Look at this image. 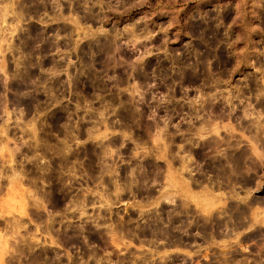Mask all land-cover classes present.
Instances as JSON below:
<instances>
[{"label": "rangeland", "instance_id": "1", "mask_svg": "<svg viewBox=\"0 0 264 264\" xmlns=\"http://www.w3.org/2000/svg\"><path fill=\"white\" fill-rule=\"evenodd\" d=\"M0 3V264L25 262L27 243L54 250L37 264H264V0ZM220 162L229 177L214 180ZM130 213L175 223L181 242L113 239ZM213 214L225 231L203 233Z\"/></svg>", "mask_w": 264, "mask_h": 264}, {"label": "bare ground", "instance_id": "2", "mask_svg": "<svg viewBox=\"0 0 264 264\" xmlns=\"http://www.w3.org/2000/svg\"><path fill=\"white\" fill-rule=\"evenodd\" d=\"M260 4V3H259ZM262 4V3H261ZM263 5H264V3H263ZM259 7V6H258ZM261 8H262V6H261ZM20 9H21V7H20ZM19 9V10H20ZM23 9V8H22ZM259 11L261 10L260 8L258 9ZM263 10V9H262ZM17 11V10H16ZM259 13H261V12H259ZM4 15H6V14H4ZM5 17V16H4ZM211 17V16H210ZM3 18V17H2ZM207 21V20H206ZM188 22V21H187ZM209 22H211V20L209 21ZM194 24H199L200 26V29H202V28H205V27H209V28H211L210 27V25H211V23H206L205 24V27H202V25L200 24V22H195ZM194 24H190L191 26L190 27H192V26H196V25H194ZM214 24H215V22H214ZM189 25V24H188ZM188 25H187V27H188ZM212 26H213V23H212ZM198 27V26H197ZM215 27H217L216 25H215ZM214 27V28H215ZM208 28V29H209ZM190 29V28H189ZM196 29V28H195ZM199 29V28H198ZM1 30V29H0ZM191 30V29H190ZM210 30V29H209ZM2 31V30H1ZM200 31V30H199ZM203 32V31H202ZM212 33H213V35H215L216 36V34H217V29L215 30H212ZM212 35V34H211ZM207 36V35H206ZM203 40V39H202ZM105 44V43H104ZM106 46V45H105ZM109 48V47H108ZM211 48V47H210ZM199 52V51H198ZM197 54V53H196ZM200 54V53H199ZM206 55V54H205ZM204 57V56H203ZM176 58V57H175ZM197 60H198V58H196ZM177 60V59H176ZM175 60V61H176ZM178 62V61H177ZM176 62V64H178ZM198 62V61H197ZM175 64V63H174ZM183 64V63H182ZM190 64V63H189ZM179 65V64H178ZM195 64H193V66H194ZM179 66H181V65H179ZM186 66H188V64L187 65H185V68H186ZM185 68H184V64H183V70H184V72H185ZM192 68V67H191ZM178 69H179V67H178ZM178 69H177V71H178ZM187 69V68H186ZM194 69H195V66H194ZM182 70V69H181ZM179 72H180V70H179ZM187 72H185V74H186ZM191 74H193L194 75V73H191ZM179 76H180V74H178ZM182 75V74H181ZM184 75V74H183ZM166 76V75H165ZM178 76V77H179ZM167 78V77H166ZM180 78V77H179ZM178 78V79H179ZM183 78V76H181V79ZM262 105V104H261ZM100 122V121H99ZM98 122V123H99ZM102 122V121H101ZM259 133H261V132H259ZM258 133V134H259ZM257 134V133H256ZM257 134V135H258ZM259 137V136H258ZM255 140L256 141H258L257 139V136L255 135ZM259 138H261V137H259ZM260 140V139H259ZM262 140V139H261ZM264 140V139H263ZM261 142V141H260ZM258 143V142H257ZM262 145L264 146V141H262ZM260 144V143H259ZM243 152H244V150H243ZM243 152H241L240 153V151H238V153H240V154H236V155H234L233 157V159L231 160L232 162L234 161V164H233V167H234V165H238L239 164V162H240V160H241V158H242V155H243V157H245L244 155L245 154H242ZM236 153V152H235ZM62 155V154H61ZM186 156V155H185ZM65 157V156H64ZM187 157V156H186ZM185 157V159H187ZM66 158H68V157H66ZM66 158H62V159H65L66 160ZM182 158V157H181ZM230 158V157H229ZM185 159H184V157L182 158V161H181V164L183 165V161H185ZM243 159H245V158H243ZM64 161V160H63ZM228 161V160H227ZM229 162V163H232V162ZM242 161V160H241ZM64 162H67V161H64ZM211 162V161H210ZM68 163V162H67ZM212 163V162H211ZM219 163V162H218ZM228 163V162H227ZM241 163V162H240ZM65 164V163H64ZM214 164V163H213ZM212 165V164H211ZM227 165L228 166H230V165H232V164H224V163H221L220 162V164H216V167L214 168V170H215V175L217 176V178L218 177H220V178H225L227 175H228V173H227ZM240 165V164H239ZM238 165V166H239ZM241 165H242V163H241ZM47 166V165H46ZM61 166V165H60ZM67 166V164L65 165V167ZM212 166H214V165H212ZM211 166V167H212ZM237 166V167H238ZM35 167V166H34ZM36 167H37V165H36ZM68 167V166H67ZM210 167V168H211ZM232 167V168H233ZM231 168V167H230ZM239 168V167H238ZM37 169V172L38 171H42L43 170V172H44V170H45V166H42V165H39L38 166V168H36ZM2 170V169H1ZM24 170V169H23ZM35 170V169H34ZM140 170V169H139ZM213 170V169H212ZM231 170H233V169H231ZM235 170V169H234ZM20 171V170H19ZM22 171V170H21ZM33 171V170H32ZM146 171V170H145ZM149 171V170H148ZM154 171V170H153ZM34 172V171H33ZM231 172H233V171H231ZM25 173V172H24ZM133 173V172H132ZM139 173V172H138ZM137 173V174H138ZM151 173V172H150ZM33 174V173H32ZM153 174V173H152ZM227 174V175H226ZM39 175V174H38ZM40 175H41V173H40ZM157 175V174H156ZM33 176H34V174H33ZM133 176V175H132ZM131 176V177H132ZM135 176V175H134ZM150 176H152V175H149L148 174V172H140L139 173V176H138V178H139V181H144L145 179H147L148 177H150ZM215 176V177H216ZM41 177V176H40ZM45 177V176H44ZM48 177V176H47ZM136 177V176H135ZM228 177H229V175H228ZM38 177L36 176V177H34V179H33V184L36 182V179H37ZM42 178V177H41ZM133 178V177H132ZM44 179V178H43ZM134 179H136V178H134ZM151 179H153V177H151ZM155 179V178H154ZM228 179V178H227ZM41 180V179H40ZM137 180V179H136ZM226 180V179H225ZM44 181V180H43ZM46 181V180H45ZM214 181V180H213ZM209 182H212V180L211 181H209ZM138 183H140V182H138ZM32 184V185H33ZM130 184V183H129ZM36 185V184H35ZM139 185V184H138ZM119 185H117V184H115V189H118L119 187H118ZM139 187V186H138ZM39 188V187H38ZM141 188V187H140ZM139 188V189H140ZM17 189V188H16ZM15 189V190H16ZM19 189V188H18ZM138 189V188H137ZM138 189V190H139ZM19 191V190H18ZM23 192V191H22ZM141 192V191H140ZM147 195H150V191L148 192H145ZM11 195V194H10ZM101 195V194H100ZM105 195V194H104ZM103 196V195H102ZM106 197L107 196H109V195H105ZM21 197V196H20ZM108 198V197H107ZM74 201V203L73 204H75V206H76V208H77V210H80V209H83L82 207V205H83V201H84V198H81V197H79V196H77V197H75V199H73ZM35 201V200H34ZM37 203V202H36ZM35 205H37V204H35ZM41 205V204H40ZM39 206V205H38ZM232 210V209H231ZM251 211V210H250ZM236 212V211H235ZM154 215V214H153ZM172 214H171V212H170V214L169 215H167L168 216V218H166V220H164V221H168V222H173V220H176L177 218L175 217V219H174V217L173 216H171ZM231 216H233V214H230ZM238 215V214H237ZM240 215V214H239ZM157 216V215H156ZM161 216V215H160ZM209 216V215H208ZM208 216H206V222H204L203 223V225H202V228H201V230H203V233H207V234H210L211 233V231H212V228L213 227H215V225H213V223H215V222H217V224H218V226L219 227H221V226H227L228 225V222H227V220L228 219H221V218H217V216H215L214 214L213 215H210L209 217ZM147 217V216H146ZM166 217V216H165ZM161 218H164V217H153L152 218V215H151V220H147L148 222H147V224H145V225H143V227L142 226H139L138 228H141V229H139V230H137V231H139L140 232V230H143V232L145 231V233H147L148 232V234L150 235V237L152 238V237H155V238H158V237H160V238H163V239H167V240H169V242L171 241V242H173V243H178V242H181V241H179V239H177V234H176V232L174 231V224L173 225H171L170 224V226H164L166 223H162V219ZM147 219V218H146ZM178 219H180V218H178ZM177 219V220H178ZM241 219V218H240ZM13 221V220H12ZM16 221V220H15ZM15 221H13V222H11V220H9V222H8V224L5 226V231H7L8 229L7 228H10V227H12V226H15L16 224H13V223H15ZM186 222V221H185ZM13 224V225H12ZM164 224V225H163ZM183 224V223H182ZM18 225H19V223H18ZM52 224H49L48 226H46V228H45V232H48L49 234L51 233V234H53V235H56V236H59L61 233H55L56 232V230L55 229H53V227L51 226ZM201 225V224H200ZM116 226H118V228H115V230H116V232L117 233H119L118 235H116L115 234V232L114 231H111L112 229H110V231L112 232V234H111V237L113 238V239H118V237L121 239L122 237L121 236H123V235H121L120 236V234H121V232H122V230L121 229H126V226L125 225H122L121 223L119 224V225H116ZM16 227V226H15ZM178 227V226H177ZM218 227V228H219ZM19 228H20V226H19ZM175 228H176V224H175ZM13 229V228H12ZM11 229V230H12ZM18 229V228H17ZM80 229H82V228H80ZM124 229V230H125ZM129 229V228H128ZM127 229V230H128ZM79 230V229H78ZM78 230H75L76 232L78 231ZM130 230H131V228H130ZM43 231H44V229H43ZM65 231V230H64ZM74 231V232H75ZM121 231V232H120ZM129 231V230H128ZM66 232V231H65ZM78 232H82V230L80 231H78ZM98 232V231H97ZM124 232H126V231H124ZM123 232V233H124ZM175 232V233H174ZM78 234H80V233H78ZM77 234V235H78ZM62 235V234H61ZM61 235H60V237H61ZM68 234H63V239H65V240H67L69 237L68 236H70V235H68ZM72 235V234H71ZM74 235V234H73ZM177 235V236H176ZM212 235V234H211ZM13 236V235H12ZM116 236V237H115ZM176 236V237H175ZM180 236V235H179ZM178 236V237H179ZM210 236V235H209ZM59 237V238H60ZM181 237V236H180ZM13 238V237H12ZM61 238V239H62ZM72 238V237H71ZM159 238V239H160ZM74 239V238H73ZM116 239V240H117ZM174 239V240H173ZM182 239V238H181ZM180 239V240H181ZM19 240V239H18ZM25 240V239H24ZM70 240V239H69ZM7 241H9V238H7V237H5L4 236V234H3V232L2 231H0V252L2 253L3 252V248L4 249H6L5 248V246H6V243H7ZM29 241V240H28ZM34 241V240H33ZM62 241V240H61ZM77 241V240H76ZM183 241V240H182ZM15 242V241H14ZM21 242H24L23 240H20V243ZM65 242V241H64ZM16 243H17V241H16ZM25 244V243H24ZM31 244H33V243H31ZM30 243H27V245L25 246V245H23L22 247L20 246L19 247V250H21V251H17L19 254H23V253H27V256L26 257H28L27 258V260L25 261V262H22V263H19V264H37V263H39V262H47V263H51V262H53L54 261V256H50L49 255V253L50 252H48L46 249H45V247H43V248H40V249H38V250H33L32 249V247L33 246H31L30 247V245H31ZM17 245H20V244H18L17 243ZM15 247V246H14ZM16 248H18V246L16 247ZM16 248H13L14 249V251L16 252V250H18V249H16ZM29 248H31L30 250H29ZM8 249H9V247H8ZM12 249V250H13ZM16 249V250H15ZM7 250V249H6ZM10 250V249H9ZM14 251H12V252H14ZM93 251V254L94 255H97L96 254V250L95 249H93L92 250ZM11 252V251H10ZM12 254V253H11ZM25 256V255H24ZM13 264V263H12Z\"/></svg>", "mask_w": 264, "mask_h": 264}, {"label": "flooded vegetation", "instance_id": "3", "mask_svg": "<svg viewBox=\"0 0 264 264\" xmlns=\"http://www.w3.org/2000/svg\"><path fill=\"white\" fill-rule=\"evenodd\" d=\"M1 4H3V3H0V5ZM194 22L192 21H188V22H186V24H189L188 25V31H187V33H189V34H194V33H196V32H198L197 30H195V29H193V27H190L191 25L190 24H193ZM191 30H190V29ZM218 32L219 33H224L225 32V30H223V29H218ZM207 35H208V37L207 38H209L210 37V34H208L207 33ZM190 41H192V43H198V41L196 40V38H194L193 36H190V39H189ZM210 41H212V40H210ZM201 49H203V47H201ZM201 51L199 50V53H200ZM181 59H182V61L181 60H179L180 61V63L182 64H184V62H183V60H188V61H193V58L195 57L192 53H187V54H185V53H183L181 56ZM167 60V59H166ZM198 62H197V65L199 64V59L197 60ZM176 64V63H175ZM163 65V68H161V69H159V72H161V74H164V73H166V74H169V73H172V74H175V75H177L178 74V72H177V70H175V69H173V68H171V67H169V66H167L168 65V63H165L164 62V64H162ZM178 65V64H177ZM196 69H198L197 70V73H201L202 72V68L201 67H195V69L194 70H196ZM192 69L191 68H189V67H187V69H186V71H191ZM192 72V71H191ZM164 87H166V86H164ZM178 89H179V87L178 86H172L171 87V92H176V91H178ZM211 167V165L208 163L207 165H206V167L205 168H202L201 166H200V168H202V169H204V170H209V169H211L212 170V167ZM199 168V169H200ZM212 176H213V178L212 179H214L215 180V178H217V177H215V172H214V170H213V174H212ZM208 178V177H207ZM216 181H217V179H216ZM77 188V187H76ZM127 190H132V191H136V192H139L140 193V191L142 192V193H144V196H145V191H146V189L145 188H140L138 191L137 190H134V189H132V188H126ZM75 191H77V189L75 190ZM74 191H72V192H70V194L71 193H73ZM149 192V191H148ZM69 198V195H66L65 196V200H64V203H65V205H68V201H67V199ZM62 206V205H61ZM74 213H78L77 211H75L74 210ZM138 215L139 214H141V217L143 218V215H144V213L143 212H140L139 211V213H137ZM136 214V216H133V215H131V213L128 215V216H120V217H122V223L126 226V228L129 230H125L126 232V235H128V237H131V235H133V236H135L136 237V239L137 240H139V241H144V242H146V243H149V242H153L155 239H158V238H160V237H158V238H155V237H150V235L148 234V232L147 233H145V231L143 232V230H140V232L139 231H137V230H139V229H141V228H138L139 226L138 225H142V227H143V224H145V221H144V219L143 220H141V221H137V219L136 218H138V215ZM213 225H215V227H214V234H218V233H220V231H225V228L224 229H220V227L218 226V224H217V222H215V223H213ZM219 227V228H218ZM130 228H131V230H130ZM96 231V232H95ZM97 231H100L98 228H95V229H93V233H96L95 235L93 234V240H96V241H100V235L98 234L99 232H97ZM174 231L176 232V230L174 229ZM194 231H195V229H194ZM194 231H192V232H188V240H193L194 239V236L195 235H193V233H194ZM199 231V230H198ZM174 232V233H175ZM200 233V232H199ZM201 234V233H200ZM97 235V236H96ZM202 235V234H201ZM176 237V236H175ZM162 239V238H161ZM177 239H178V237H177ZM174 240V239H173ZM165 241H167L166 239H165ZM167 242H169V240L167 241ZM171 242V241H170ZM73 244V243H72ZM68 245V244H67ZM93 247H95L96 248V250H97V246H93ZM98 251V250H97ZM50 252L51 253H53L54 252V250H50ZM58 255V254H57Z\"/></svg>", "mask_w": 264, "mask_h": 264}]
</instances>
